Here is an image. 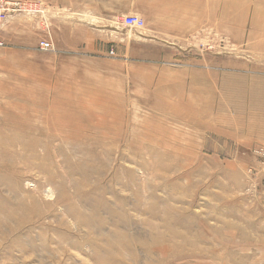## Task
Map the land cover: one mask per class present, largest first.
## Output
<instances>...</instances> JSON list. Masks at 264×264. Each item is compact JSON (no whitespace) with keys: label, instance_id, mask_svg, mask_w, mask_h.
Masks as SVG:
<instances>
[{"label":"rangeland","instance_id":"obj_1","mask_svg":"<svg viewBox=\"0 0 264 264\" xmlns=\"http://www.w3.org/2000/svg\"><path fill=\"white\" fill-rule=\"evenodd\" d=\"M13 1L44 13L0 25V264H264V0H152L191 34L167 66Z\"/></svg>","mask_w":264,"mask_h":264},{"label":"crops","instance_id":"obj_2","mask_svg":"<svg viewBox=\"0 0 264 264\" xmlns=\"http://www.w3.org/2000/svg\"><path fill=\"white\" fill-rule=\"evenodd\" d=\"M52 1L58 3V6L63 7L64 10L57 9L54 17L50 15V32L52 28L60 32L62 41L58 42V49L68 52L67 54L79 55L81 50L101 53L106 47L111 46L118 51L122 49L125 54L135 51L136 57L144 58V64L167 66L173 64L177 58L176 51L179 50L168 46V43L187 41L191 35L189 28L180 23L183 26L179 29H168V31L158 29L155 32L154 28L145 27L142 31H133L135 34L130 38L129 32L132 30L130 31L123 24L119 25L116 21L129 16H136L146 21L151 16L162 19L182 17L183 15L178 14L180 8L177 3L173 6L169 5L168 14L163 9L166 6L155 3L153 5L155 14L152 15L149 9L152 7V0H87L72 7L68 5V1L76 0ZM65 18H71V20H65ZM76 18L89 19L91 25H86ZM111 54L114 53L111 52Z\"/></svg>","mask_w":264,"mask_h":264},{"label":"built area","instance_id":"obj_3","mask_svg":"<svg viewBox=\"0 0 264 264\" xmlns=\"http://www.w3.org/2000/svg\"><path fill=\"white\" fill-rule=\"evenodd\" d=\"M28 7H31L29 10ZM38 5L29 4L28 3H22L20 1H11V0H0V25L5 17L21 14V13H33V12H41L42 9H38ZM125 27L132 29V30H142L145 27V22L142 18L136 17V16H129L124 19H122L121 22ZM3 46V43L0 41V47ZM53 42L50 41H44L41 44L40 49L42 51H51L53 49Z\"/></svg>","mask_w":264,"mask_h":264}]
</instances>
